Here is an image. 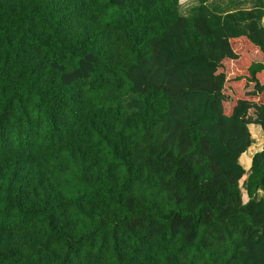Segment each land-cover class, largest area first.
<instances>
[{"label":"trees","instance_id":"obj_1","mask_svg":"<svg viewBox=\"0 0 264 264\" xmlns=\"http://www.w3.org/2000/svg\"><path fill=\"white\" fill-rule=\"evenodd\" d=\"M262 17L0 0V264H264Z\"/></svg>","mask_w":264,"mask_h":264},{"label":"rangeland","instance_id":"obj_2","mask_svg":"<svg viewBox=\"0 0 264 264\" xmlns=\"http://www.w3.org/2000/svg\"><path fill=\"white\" fill-rule=\"evenodd\" d=\"M197 1L198 0H180V12L185 14L187 11V8L190 5L196 3ZM204 2L209 6L213 4H219L223 8L234 9V8L249 7L251 6L253 0H204ZM254 143L255 141L252 144L253 146L249 147L251 148L250 153H252L254 149H257V148H252L255 146Z\"/></svg>","mask_w":264,"mask_h":264},{"label":"crops","instance_id":"obj_3","mask_svg":"<svg viewBox=\"0 0 264 264\" xmlns=\"http://www.w3.org/2000/svg\"><path fill=\"white\" fill-rule=\"evenodd\" d=\"M261 23L264 26V17H262ZM248 128H249V132H250L251 136H254V141H255L254 145L255 146L252 147V148H257V149H254L253 152L261 149L262 147H264V133L261 131V129L259 128V126L256 125V124H250L248 126ZM252 144L249 147L253 146ZM246 157L248 158V155L245 156V159H246ZM247 165H248V160L246 162V166Z\"/></svg>","mask_w":264,"mask_h":264}]
</instances>
